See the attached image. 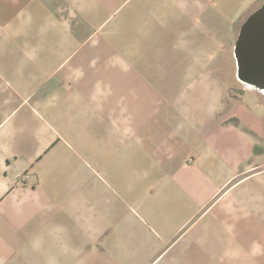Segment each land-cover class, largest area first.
Masks as SVG:
<instances>
[{"label":"crops","instance_id":"obj_1","mask_svg":"<svg viewBox=\"0 0 264 264\" xmlns=\"http://www.w3.org/2000/svg\"><path fill=\"white\" fill-rule=\"evenodd\" d=\"M262 3L0 0V264H264Z\"/></svg>","mask_w":264,"mask_h":264},{"label":"water","instance_id":"obj_2","mask_svg":"<svg viewBox=\"0 0 264 264\" xmlns=\"http://www.w3.org/2000/svg\"><path fill=\"white\" fill-rule=\"evenodd\" d=\"M233 54L237 78L247 86L264 90V3L242 22Z\"/></svg>","mask_w":264,"mask_h":264},{"label":"rangeland","instance_id":"obj_3","mask_svg":"<svg viewBox=\"0 0 264 264\" xmlns=\"http://www.w3.org/2000/svg\"><path fill=\"white\" fill-rule=\"evenodd\" d=\"M173 48H175V47H172V46H170V45H168V46H164V47H162V52L164 53V54H168L167 53V51L170 49V50H172ZM178 49H181L182 47H177ZM222 49V48H221ZM219 47H211V49H210V51H209V53H212V54H218V53H220V50H221ZM205 52H206V50H205ZM171 59V58H170ZM170 59H164L163 60V71L165 72V73H167L169 76H168V78H167V80H169V78H170V80H171V74L172 73H175V72H177L178 70H180V68H179V66H181L182 67V69L181 70H189L190 71V68L189 69H187V68H184V63L183 62H178V63H176L175 61V58H172L171 60ZM177 65H179L178 67H177Z\"/></svg>","mask_w":264,"mask_h":264},{"label":"built area","instance_id":"obj_4","mask_svg":"<svg viewBox=\"0 0 264 264\" xmlns=\"http://www.w3.org/2000/svg\"><path fill=\"white\" fill-rule=\"evenodd\" d=\"M24 176H25V177H27V176H28V174H27V173H25V174H24Z\"/></svg>","mask_w":264,"mask_h":264}]
</instances>
